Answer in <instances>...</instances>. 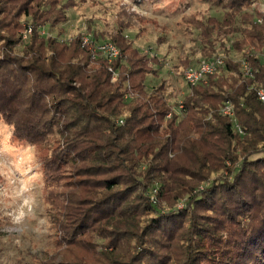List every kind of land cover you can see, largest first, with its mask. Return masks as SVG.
<instances>
[{
    "label": "trees",
    "instance_id": "trees-1",
    "mask_svg": "<svg viewBox=\"0 0 264 264\" xmlns=\"http://www.w3.org/2000/svg\"><path fill=\"white\" fill-rule=\"evenodd\" d=\"M28 1L37 9L25 7ZM215 1L225 7L224 17L196 24L203 58L182 59V74L219 54L227 67L207 82H186L181 112L164 82L148 86L160 62L149 67L156 58L140 56L123 35L107 40L121 52L108 62L93 58L81 35L41 34L43 25L62 20L54 2L23 0L14 13L0 11V115L18 139L41 146L56 141L46 143L51 152L41 157L49 203H66L70 228L100 235L103 246L113 247L100 250L107 264H165L159 250L164 240L186 242L197 254L216 223L232 224L236 236L224 239L220 264H264V101L256 92L264 86V13L252 7L264 0ZM19 12L32 17L27 41L12 26ZM93 34L96 45L99 35ZM230 37L239 54L255 47L247 55L253 78L231 57L225 44ZM226 101L243 133L221 113ZM93 187L97 198L82 199ZM182 200L185 206L173 209Z\"/></svg>",
    "mask_w": 264,
    "mask_h": 264
},
{
    "label": "rangeland",
    "instance_id": "rangeland-1",
    "mask_svg": "<svg viewBox=\"0 0 264 264\" xmlns=\"http://www.w3.org/2000/svg\"><path fill=\"white\" fill-rule=\"evenodd\" d=\"M46 1L54 2L57 12L63 15L54 27L42 26L47 34L70 39L84 33H91L94 37L95 31L99 42L121 34L127 41L125 44L136 49L140 56L155 57V61H149V67L155 68L154 62H160V67L155 74H151L153 70L150 72L148 86L164 82L171 103L182 100L188 91L181 60L187 58L193 63L203 58L196 24L210 17L222 20L226 10L215 0ZM22 2L0 0V11L6 8L14 13ZM259 2L255 1L252 7H260ZM35 5L34 1H28L25 7L34 11L37 9ZM31 21L30 15L21 12L12 26L20 35ZM233 39H226L225 44L231 50V57L237 59L240 54L232 46ZM22 47L21 43L16 50ZM3 50L4 42L0 41V58ZM220 53H224L223 50ZM46 143L54 146L56 141ZM44 146L15 137L13 126L0 115V264H66L75 259L84 260V264H107L100 250H112L113 247L103 246L105 240L100 235L91 236L76 227L70 228L63 208L66 203L59 199H54L52 205L49 203L50 190L46 186L41 157L50 153L52 148L49 149L48 144ZM64 177L71 176H62L63 180L68 179ZM200 186L204 188V184ZM96 191L93 187L83 192L81 198L96 199ZM184 206L182 200L173 209ZM199 211L203 212L200 208ZM211 227V235L207 236L205 246H201L197 254L188 251L191 248L186 242L169 243L164 240V246L159 250L166 254L165 264H220L227 248L224 239H231L230 230L233 231L234 226L227 223L220 227L216 223ZM188 238L192 240V236Z\"/></svg>",
    "mask_w": 264,
    "mask_h": 264
},
{
    "label": "built area",
    "instance_id": "built-area-1",
    "mask_svg": "<svg viewBox=\"0 0 264 264\" xmlns=\"http://www.w3.org/2000/svg\"><path fill=\"white\" fill-rule=\"evenodd\" d=\"M259 11L264 13V2L261 3L259 7ZM257 20L261 22L262 18H258ZM40 31L41 34H47L43 29V27H41ZM32 32H33L32 25H28L22 31L23 40L27 41L30 38ZM47 35L49 36V34ZM81 43L83 46L90 47V49L92 50L93 58L101 57L106 59L108 62H112L114 59L121 56L120 49L110 41H104L96 45H92L93 41H92V35L90 33H85L82 35ZM254 51H255V47L251 46L248 50L245 51L244 55L240 54V57L235 59L240 62L241 71L243 72L244 76L248 78L254 77V68L251 66L250 61L247 58V55L252 54ZM226 67H227V57L223 54H219L208 59H203L197 64L190 65L189 67H187L184 70V79L190 85H197L202 82L203 83L207 82L209 75L221 73ZM117 78H118V73L113 72L112 79L116 80ZM256 92L258 98L261 101H264V86L258 87L256 89ZM182 107H183V103L182 100H180L175 109L176 111L181 112ZM220 111L222 114L230 116L234 121L236 129L240 133H243L242 128L236 122L234 107L230 101H226L221 107ZM170 114L171 113H169L168 116H170ZM119 122L123 123V120L120 119Z\"/></svg>",
    "mask_w": 264,
    "mask_h": 264
},
{
    "label": "clouds",
    "instance_id": "clouds-1",
    "mask_svg": "<svg viewBox=\"0 0 264 264\" xmlns=\"http://www.w3.org/2000/svg\"><path fill=\"white\" fill-rule=\"evenodd\" d=\"M21 215H23V213H21Z\"/></svg>",
    "mask_w": 264,
    "mask_h": 264
}]
</instances>
